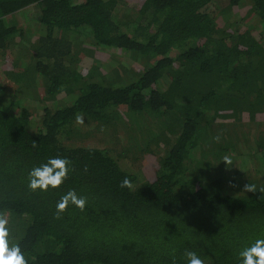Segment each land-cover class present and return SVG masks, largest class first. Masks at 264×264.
<instances>
[{"label": "trees", "instance_id": "16d2710c", "mask_svg": "<svg viewBox=\"0 0 264 264\" xmlns=\"http://www.w3.org/2000/svg\"><path fill=\"white\" fill-rule=\"evenodd\" d=\"M0 71V218L26 264H239L264 238V0H0ZM96 133L138 165L74 141ZM55 156L65 182L30 191ZM71 189L88 204L56 218Z\"/></svg>", "mask_w": 264, "mask_h": 264}, {"label": "clouds", "instance_id": "9594fccd", "mask_svg": "<svg viewBox=\"0 0 264 264\" xmlns=\"http://www.w3.org/2000/svg\"><path fill=\"white\" fill-rule=\"evenodd\" d=\"M78 120L80 118L78 117ZM225 164L230 161L225 158ZM70 161L65 157H49L45 162L29 169L27 173V187L32 192H47L50 189L59 188L67 179ZM128 184L124 180L122 186ZM246 191L254 192V186L246 185ZM88 204L85 196L78 194L75 189L68 190L59 197L55 205L56 218L65 212L67 208L74 207L83 211ZM9 221L0 218V264H26L23 252L18 245L9 246ZM185 264H204L201 257L193 251L183 254ZM239 264H264V238H258L250 245L244 247L238 254ZM175 264V259H173Z\"/></svg>", "mask_w": 264, "mask_h": 264}, {"label": "rangeland", "instance_id": "374dc122", "mask_svg": "<svg viewBox=\"0 0 264 264\" xmlns=\"http://www.w3.org/2000/svg\"><path fill=\"white\" fill-rule=\"evenodd\" d=\"M32 9H33V7H30L29 9H28V13L29 12H31L32 11ZM239 13H234V12H232V15H231V17H229V19H228V21H232V20H234V19H238L239 18ZM17 18H18V20H22V19H20L18 16H17ZM25 24V23H24ZM26 26H28V25H26ZM118 55V54H117ZM126 58V56H125V54H121V55H118V64L120 65L121 63H123L124 65H126V66H128V67H130L131 65H132V63L130 62V60H128L127 58V60L125 59ZM105 61V62H104ZM103 64L102 65H106V67L107 68H105V69H110V63L112 64V59H111V61H110V58H108V59H104L103 60ZM102 63V62H101ZM117 63H115V65L117 64ZM102 71L104 72V71H107V70H104V69H102ZM3 81V75H2V73H1V71H0V82H2ZM38 103H36V102H26L25 103V105H29L30 106V110L34 113L35 111H34V109L35 108H37V107H39V109H40V106H38L37 105ZM128 130V129H127ZM121 132V131H120ZM95 135V136H94ZM94 135H92V136H90V137H88L86 140H83V139H85V138H81V139H78V140H74V141H76L75 143H82L83 145H85V144H87V145H91V146H100V147H107V148H109V149H111L112 151H110V153L114 156V157H116L117 159H118V161H119V164H120V166L121 167H123V168H125V169H130V165L132 166V165H138V164H135L134 162H132V161H128L127 159H121V158H118L117 157V155H116V153L118 152V153H121V149L122 148H119L118 146H116L117 145V143L115 142H110V143H102V141L103 140H105L104 139V136H103V134L102 133H96V134H94ZM132 135H133V139H135L136 140V137H135V135L132 133ZM252 134H249V138H248V143H246V144H244L245 143V138H244V143L242 144V146L243 145H245V147L247 148V146L249 147V145H252V140H254V138H253V136H251ZM107 140H109V141H111V137L110 136H107V138H106ZM139 144V143H138ZM117 148V149H116ZM133 149H134V147H131V150H130V152H132L133 151ZM242 152H246V150L245 151H242ZM127 153V152H126ZM247 153H252L251 151H249V150H247ZM121 154H123L124 155V151H123V153H121ZM252 157V162H254L256 159H255V157L254 156H251ZM144 159V158H143ZM141 160V162L143 163V167L145 168V170L146 171H148L149 169H150V171H149V175H151L152 173H153V171L156 169V164L154 163V160L151 158V157H149V156H147V158H145L144 160ZM231 166L233 167V168H236V169H241V159L240 158H234L233 159V161L231 162ZM259 166L260 167H263L264 168V163H261V162H258V163H255V168H257V169H259L260 170V174H261V172L263 171V170H261L260 168H259ZM243 167H246V166H243Z\"/></svg>", "mask_w": 264, "mask_h": 264}]
</instances>
